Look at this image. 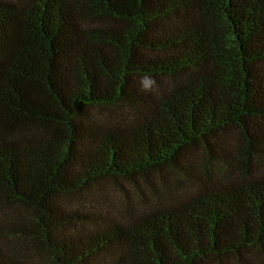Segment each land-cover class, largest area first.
<instances>
[{
  "label": "trees",
  "instance_id": "16d2710c",
  "mask_svg": "<svg viewBox=\"0 0 264 264\" xmlns=\"http://www.w3.org/2000/svg\"><path fill=\"white\" fill-rule=\"evenodd\" d=\"M229 133L225 173L158 201L149 175ZM263 163L264 0H0V264L264 254ZM139 177L157 202L123 218L73 201Z\"/></svg>",
  "mask_w": 264,
  "mask_h": 264
},
{
  "label": "rangeland",
  "instance_id": "374dc122",
  "mask_svg": "<svg viewBox=\"0 0 264 264\" xmlns=\"http://www.w3.org/2000/svg\"><path fill=\"white\" fill-rule=\"evenodd\" d=\"M99 114L107 118V115L113 117L122 116L123 112L119 108H113L102 109ZM113 117L110 120L117 119ZM231 135L232 133H229L217 146L213 147V151L211 150L210 154L200 146H197L194 149V153L189 156L183 171L167 169L159 174L149 175V182H151L159 197H161L158 201L166 199L167 196L172 198L183 197L193 191L196 188V183L191 181V176L200 177L203 175L204 168L213 178H219V175L225 173L223 164L226 160H230L229 152L227 151L234 149V139ZM261 168H264V163ZM149 182L145 181L143 177L138 178V184L121 180L118 185L114 182L106 181L92 186L89 191L83 194L84 196L73 198V201L75 203L84 202V206L89 202L98 211H104L111 216L123 218L125 217L124 207L126 204L132 205L134 209H139L146 208L148 205L157 202L153 198L154 193ZM243 261L239 262L236 258L229 256L221 261H214L213 264H264V254L259 250L251 249L244 254Z\"/></svg>",
  "mask_w": 264,
  "mask_h": 264
},
{
  "label": "clouds",
  "instance_id": "9594fccd",
  "mask_svg": "<svg viewBox=\"0 0 264 264\" xmlns=\"http://www.w3.org/2000/svg\"><path fill=\"white\" fill-rule=\"evenodd\" d=\"M139 90L144 93H153L158 90V85L154 77L145 74L139 80Z\"/></svg>",
  "mask_w": 264,
  "mask_h": 264
}]
</instances>
